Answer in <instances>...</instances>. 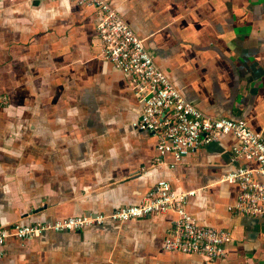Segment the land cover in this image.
Instances as JSON below:
<instances>
[{
  "label": "crops",
  "instance_id": "crops-1",
  "mask_svg": "<svg viewBox=\"0 0 264 264\" xmlns=\"http://www.w3.org/2000/svg\"><path fill=\"white\" fill-rule=\"evenodd\" d=\"M108 1L188 101L264 139V0ZM94 26V7L78 0H0V226L108 214L164 178L191 192L200 224L231 233L226 255L163 249L168 211L10 236L0 264H264V217L233 214L239 186L223 178L256 162H232L227 133L173 167L170 153L152 164L156 137L131 125L140 102L99 56Z\"/></svg>",
  "mask_w": 264,
  "mask_h": 264
},
{
  "label": "built area",
  "instance_id": "built-area-1",
  "mask_svg": "<svg viewBox=\"0 0 264 264\" xmlns=\"http://www.w3.org/2000/svg\"><path fill=\"white\" fill-rule=\"evenodd\" d=\"M95 9V34L100 41L99 56L112 63L128 79L130 88L140 102V111L131 125L156 137V154L152 164H165L166 153L172 155L170 167L195 151L199 146L231 134V161L241 157L256 162V167L237 165L224 175L236 182L239 191L228 209L235 215L264 217V139L245 119L212 116L188 101L174 85L167 73L153 60L144 39L122 18L108 0H78ZM3 103L6 102L2 98ZM259 174L262 179L255 178ZM191 194L172 187L160 178L146 190L138 203L122 205L108 214L81 213L53 221L21 223L16 220L0 226V257L7 237L24 240L43 230L75 231L87 225L101 223L105 218L124 222L153 213L172 212L174 217L168 234L162 241L165 250L190 253L205 261L226 255V243L231 233L224 228L200 224L187 209Z\"/></svg>",
  "mask_w": 264,
  "mask_h": 264
}]
</instances>
